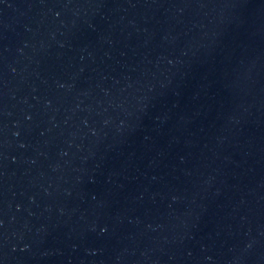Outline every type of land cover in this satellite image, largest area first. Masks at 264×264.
I'll return each mask as SVG.
<instances>
[{
	"label": "water",
	"instance_id": "water-1",
	"mask_svg": "<svg viewBox=\"0 0 264 264\" xmlns=\"http://www.w3.org/2000/svg\"><path fill=\"white\" fill-rule=\"evenodd\" d=\"M0 264H264V0H0Z\"/></svg>",
	"mask_w": 264,
	"mask_h": 264
}]
</instances>
